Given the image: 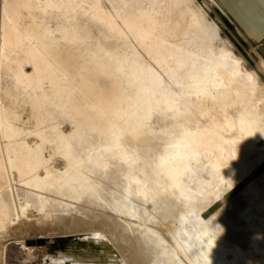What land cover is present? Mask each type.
Segmentation results:
<instances>
[{
	"label": "bare ground",
	"instance_id": "1",
	"mask_svg": "<svg viewBox=\"0 0 264 264\" xmlns=\"http://www.w3.org/2000/svg\"><path fill=\"white\" fill-rule=\"evenodd\" d=\"M44 1L50 4L52 0ZM66 1L71 0H60L61 6H66ZM52 4L60 6L57 1ZM94 8L99 16L102 10L97 5ZM0 11L2 48L28 53L35 66L31 74L22 68L21 77L36 89L43 83L50 85L53 101L48 97L41 101L47 115L61 108L67 116H80L73 120L75 129L69 134L57 131L46 137L38 132L40 147L35 144L33 150L23 142L19 154L9 152L10 164L20 174L30 176L28 183L38 188L56 185L45 183L51 176L48 162L53 156L45 163L41 152L37 153L49 142L67 157L64 172L56 175L64 181L63 187L56 189L58 194L77 200L83 194H94L96 200L91 203L101 204L100 183L89 174L94 170L99 175L111 174L121 193L111 196L108 205L119 215L166 229L171 246L160 229L161 233L146 226L141 232L161 247L171 264H264V187L250 182L243 192L246 200L230 203L231 212L215 227L203 217L209 206L225 195L227 189H221L222 182L228 190L234 188L264 159L252 162L254 157L249 158L259 148L264 130V105L261 107L262 100L256 96L258 74L243 69L231 52L215 65L198 67L196 60L181 50L161 52L164 44L152 38L164 32L163 20L152 9L137 7L122 17L124 25L140 45L155 50L156 61L169 56L173 64L167 66V81L150 65L134 59L124 88L117 74L122 71L120 62L101 65L96 54L79 64L78 56L83 54L78 53L80 46L70 51L73 58L66 61L67 65L65 59L56 56V39L43 40L49 36L47 29L32 34L19 28L21 21L16 17L20 10L14 0H3ZM101 20L117 29L112 17ZM76 38L71 35L68 40ZM106 64H112L111 69ZM85 67L91 72L83 74L80 69ZM261 67L264 70V63ZM61 70L76 85L63 86L58 79ZM158 108L174 112L166 115L168 121L160 134L152 130L153 135L146 137L142 126ZM2 124L9 125L4 119ZM12 129L18 133L21 130L17 126ZM208 154L214 155V160L209 157L206 166ZM43 163L44 178L37 172ZM113 163L116 168L111 171ZM8 216V208L0 201V219L6 221ZM127 225L133 226L129 222Z\"/></svg>",
	"mask_w": 264,
	"mask_h": 264
},
{
	"label": "rangeland",
	"instance_id": "2",
	"mask_svg": "<svg viewBox=\"0 0 264 264\" xmlns=\"http://www.w3.org/2000/svg\"><path fill=\"white\" fill-rule=\"evenodd\" d=\"M56 1L60 6L52 4ZM56 1L45 4L44 0H14V4L17 10H20L16 17L21 21L19 28L27 29L32 34H42L47 29L49 36L43 40L56 39V56L65 59V63L73 58L70 51H76L81 46L78 53L83 54L78 56L79 64L94 58L96 54H99L101 65H105L104 62H120L122 71L117 74L124 88L130 79L128 74L134 59L150 65L168 81L166 69L173 61L169 56L165 60L161 57L159 62L156 61L155 50L140 45L122 20L124 15L130 14L135 8L144 7L152 9L156 17L164 22V32L152 38H157L164 44L161 52L181 50L196 60L197 67L215 65L219 59L231 52L232 57L242 64L243 69L251 71L257 77L259 75L256 96L262 100L261 107L264 105V70L261 67L264 61L259 64L253 47L240 40L211 0H71L66 1V6H61L60 0ZM2 3L3 0H0V10ZM95 5L98 10H102L99 16L95 14ZM102 17H112L117 29L108 27L101 20ZM71 35L78 38L69 42ZM62 45L67 47H61ZM233 58L231 59L234 60ZM111 66L112 64H106L110 69ZM22 68L30 74L35 70L31 56L26 52H14L8 47L3 49L0 39V201L9 211L6 221L0 219V264H40L46 260L51 264L76 262V258L86 252L78 247V239L94 234H100L110 242L124 264H171L161 247L150 239H145L144 233L141 232L146 226L160 233L162 230L164 240L171 246L172 240L166 229L119 215L108 205L111 196L121 193V188L117 187L115 179L110 177L111 174L99 175L97 170L90 172L92 179L100 183L98 189L103 192L101 204H92L91 202L96 200L94 194L91 197L83 194L78 200L58 194L56 189L63 187L64 181L59 180L56 175L58 172H64L67 157L59 154L49 142L44 143L37 153L41 152L45 163L51 155L53 156L48 162L51 176L45 183H55V186L35 187L28 183L29 175L20 174L12 167L9 152L19 154L23 142L33 150L36 148L35 144L40 147L42 142L37 136L38 132H42L46 137L57 131L69 134L75 129L73 120L80 117L67 116L61 108L52 116H48L41 101L44 97L53 101L49 83H43L41 88L37 89L28 86L27 80L21 77ZM80 71L83 74L91 72L86 67ZM58 79L66 87L75 84L65 70L60 71ZM34 84L36 85V82ZM60 92L67 97L65 90L61 89ZM173 112L161 108L153 111L142 126L143 130H146V137L153 135L152 130L154 134H160L168 121L165 119L166 115ZM2 119L9 125L3 126ZM12 126L20 128V133L13 131ZM88 138L96 140L95 137ZM259 140V148L249 156L254 157L252 162L264 158V130L262 139ZM154 142L156 140L151 141ZM71 144L77 147L74 141H71ZM209 157L214 160V155L208 154L204 159L206 166L210 164ZM45 163L37 170L42 178L46 175L43 168ZM109 167L111 171L116 168L114 163ZM116 177L118 178V175ZM250 182H255L259 188L264 187V159L251 176L234 188L228 190L226 182H222L221 189H227L225 195L206 210L203 216L205 222L215 227L226 213L231 212L233 206H228L230 203L234 205L246 200L243 192ZM60 202L63 204L60 205ZM127 222L133 226L130 227ZM40 238H43L45 243L27 244V241L37 242ZM184 262L187 263L185 259Z\"/></svg>",
	"mask_w": 264,
	"mask_h": 264
},
{
	"label": "crops",
	"instance_id": "3",
	"mask_svg": "<svg viewBox=\"0 0 264 264\" xmlns=\"http://www.w3.org/2000/svg\"><path fill=\"white\" fill-rule=\"evenodd\" d=\"M211 1L240 40L253 47L261 64L264 61V0Z\"/></svg>",
	"mask_w": 264,
	"mask_h": 264
},
{
	"label": "water",
	"instance_id": "4",
	"mask_svg": "<svg viewBox=\"0 0 264 264\" xmlns=\"http://www.w3.org/2000/svg\"><path fill=\"white\" fill-rule=\"evenodd\" d=\"M45 243L44 239L39 240L37 244ZM96 243V244H95ZM28 245L33 243L27 242ZM78 247L86 251L80 257L76 258V262L65 261L64 264H124L120 259L119 253L107 242L100 234L87 236L77 241ZM94 244V246L92 245ZM40 264H51L49 260L40 262Z\"/></svg>",
	"mask_w": 264,
	"mask_h": 264
}]
</instances>
